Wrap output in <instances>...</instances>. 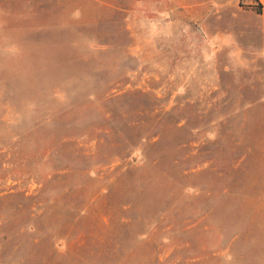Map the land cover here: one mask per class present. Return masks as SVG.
Returning a JSON list of instances; mask_svg holds the SVG:
<instances>
[{
  "label": "rangeland",
  "instance_id": "374dc122",
  "mask_svg": "<svg viewBox=\"0 0 264 264\" xmlns=\"http://www.w3.org/2000/svg\"><path fill=\"white\" fill-rule=\"evenodd\" d=\"M0 1V264H264L257 0Z\"/></svg>",
  "mask_w": 264,
  "mask_h": 264
},
{
  "label": "crops",
  "instance_id": "0c3cea01",
  "mask_svg": "<svg viewBox=\"0 0 264 264\" xmlns=\"http://www.w3.org/2000/svg\"><path fill=\"white\" fill-rule=\"evenodd\" d=\"M258 3L262 5V14L259 15L260 19V29H261V44H262V51L264 53V0H258ZM3 4L0 1V5Z\"/></svg>",
  "mask_w": 264,
  "mask_h": 264
},
{
  "label": "trees",
  "instance_id": "16d2710c",
  "mask_svg": "<svg viewBox=\"0 0 264 264\" xmlns=\"http://www.w3.org/2000/svg\"><path fill=\"white\" fill-rule=\"evenodd\" d=\"M258 2V0H257ZM259 7H260V14H262V5L259 3Z\"/></svg>",
  "mask_w": 264,
  "mask_h": 264
}]
</instances>
